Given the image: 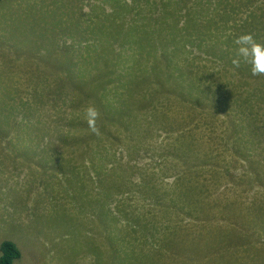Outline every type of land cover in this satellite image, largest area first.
I'll use <instances>...</instances> for the list:
<instances>
[{"label":"rangeland","instance_id":"obj_1","mask_svg":"<svg viewBox=\"0 0 264 264\" xmlns=\"http://www.w3.org/2000/svg\"><path fill=\"white\" fill-rule=\"evenodd\" d=\"M95 3L0 0V242L19 246L14 264H99L107 230L135 264H264V74L233 63L239 26L264 44V0Z\"/></svg>","mask_w":264,"mask_h":264},{"label":"trees","instance_id":"obj_2","mask_svg":"<svg viewBox=\"0 0 264 264\" xmlns=\"http://www.w3.org/2000/svg\"><path fill=\"white\" fill-rule=\"evenodd\" d=\"M101 4H93L92 6H90V10L91 12L92 11H96L97 9L99 8H102V9H114V12H117L118 10H122L123 9V6L121 5V2L124 1V0H98ZM241 1V0H239ZM237 2V0H236ZM221 5V2H214V6L216 8H219ZM225 11V14H227V11L226 8L224 7L223 9ZM231 10H233L232 12L233 13H229L226 15V18H228L229 20L231 19V14L234 15V8H231ZM91 12L87 13V14H84V13H81V15L79 14V16L77 15V21L75 23H70V25L67 27V31L68 29L72 28L73 26V29L75 31H77V33L83 31L82 28H79L77 27L78 24H80L79 20L80 18L86 16L87 19H89V22L93 21V18L95 16H93L91 14ZM55 14L56 15H59L60 14V11H57L55 10ZM252 14V12H249V15L250 16ZM89 15V16H88ZM254 18H261V14L259 13H253V16ZM236 19H238L236 17ZM240 20L242 19L241 17L239 18ZM235 20V17L234 19ZM99 24H100V21L98 20ZM94 25H96V23H94ZM243 25V23H242ZM103 26V25H102ZM240 29H242V33L244 34H253V32L249 29V30H244V27L242 26H239ZM242 27V28H241ZM264 28V27H263ZM262 28V29H263ZM91 31L93 32L94 35L96 36H99L98 34V30L95 28V26H92L90 27ZM261 29V30H262ZM143 30V29H142ZM135 33H138V32H135ZM133 34V36L136 37V34ZM258 32H256V34H253V36L256 38ZM132 35V34H131ZM141 36V35H139ZM138 36V37H139ZM140 41V39H138ZM262 40L264 41V38H262ZM232 41V40H228L227 43L229 44V42ZM138 43V46L140 47H144V46H141L142 45V42H137ZM226 43V44H227ZM147 45H145L146 47ZM236 50V49H235ZM235 50H234V55H235ZM226 51V50H225ZM242 64V62L240 63ZM139 62L136 60V67L131 74H135L133 79H131L129 82L125 83L124 85L125 86H129L130 84L134 83L136 84V76H137V73L136 72H139L140 71V68H139ZM149 65V68L147 66V64H145L142 68L144 70V72H149L151 73L152 75L155 73V74H159V71L162 69L159 65L158 68H155L154 67V63H150ZM170 67V66H168ZM141 72H142V69H141ZM111 73V72H110ZM171 74V73H170ZM183 87V85H181ZM258 87L256 88V99L257 100H261V102H264V84L260 83L259 85H257ZM112 89V88H111ZM137 90V89H136ZM111 91H114V90H111ZM245 99L243 100V102H240L239 101V98L236 99L235 101V104L238 105V107H242L244 106L246 103H251V100L250 101H247L249 98L247 96H244ZM117 97H115L116 99ZM239 101V102H238ZM114 109H116L117 111L121 112L122 110H126L128 109V106L126 108L125 104L121 109L117 108V107H113ZM242 120L248 122L249 120L247 118H241ZM246 127V125L244 126V128ZM99 140V138H97ZM115 144L114 143H110L108 144V147L104 146V148L107 150L111 147H113ZM100 150H98V153ZM104 194V192H101V194ZM102 194V195H103ZM78 195V194H77ZM76 195V196H77ZM107 196V194H104ZM75 198V197H74ZM76 199V204L74 206H77L78 208H81L83 205H84V200L82 199V193H79V197L75 198ZM102 200V199H101ZM100 200L99 202V214L101 216V219L103 218V216L105 215V217L107 215H112L113 214V210L112 208L110 209L109 206H108V203L105 201V202H102ZM87 202V201H86ZM85 202V203H86ZM74 231H76V229H74ZM73 233V231L71 232ZM110 234H111V230H107V234L106 236L103 235V241L101 242V246H103L108 252L110 253H106L105 249H98V250H95V254H96V261L99 263V264H102L101 262H103V264H135L136 262H133V260H136V259H140L141 258V253H136L133 249H131L130 247H122V246H114L112 243H111V237H110ZM113 235V234H112ZM114 238V235L112 236V239ZM65 239L68 241V245H69V237L68 235L66 234L65 236ZM21 255V251L20 249L18 248L17 244L12 241V240H9V239H5L3 241L0 242V264H14V261ZM139 264V263H138Z\"/></svg>","mask_w":264,"mask_h":264},{"label":"clouds","instance_id":"obj_3","mask_svg":"<svg viewBox=\"0 0 264 264\" xmlns=\"http://www.w3.org/2000/svg\"><path fill=\"white\" fill-rule=\"evenodd\" d=\"M235 45L236 58L233 63L237 66L241 62L247 63L250 65V71L253 75L264 74V44L257 42L251 34H241L235 39ZM86 115L89 126L95 131L94 125L98 116L96 109L89 107L86 110Z\"/></svg>","mask_w":264,"mask_h":264},{"label":"bare ground","instance_id":"obj_4","mask_svg":"<svg viewBox=\"0 0 264 264\" xmlns=\"http://www.w3.org/2000/svg\"><path fill=\"white\" fill-rule=\"evenodd\" d=\"M203 96V95H202Z\"/></svg>","mask_w":264,"mask_h":264}]
</instances>
